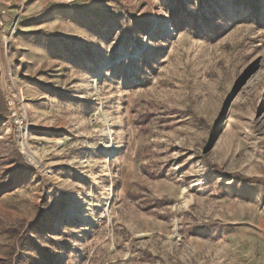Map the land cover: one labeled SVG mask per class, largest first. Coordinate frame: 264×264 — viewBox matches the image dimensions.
Returning a JSON list of instances; mask_svg holds the SVG:
<instances>
[{"label":"rangeland","instance_id":"374dc122","mask_svg":"<svg viewBox=\"0 0 264 264\" xmlns=\"http://www.w3.org/2000/svg\"><path fill=\"white\" fill-rule=\"evenodd\" d=\"M233 174L264 178V0H0V264H264Z\"/></svg>","mask_w":264,"mask_h":264},{"label":"trees","instance_id":"16d2710c","mask_svg":"<svg viewBox=\"0 0 264 264\" xmlns=\"http://www.w3.org/2000/svg\"><path fill=\"white\" fill-rule=\"evenodd\" d=\"M233 176H238V177H240L241 179H244V180H248V181H251V182H253V181H256V182H259V181H263L264 180V178H254V177H251V178H245V177H243V176H241L240 174H233Z\"/></svg>","mask_w":264,"mask_h":264},{"label":"bare ground","instance_id":"6f19581e","mask_svg":"<svg viewBox=\"0 0 264 264\" xmlns=\"http://www.w3.org/2000/svg\"><path fill=\"white\" fill-rule=\"evenodd\" d=\"M168 30H169V29H168ZM169 31H170V30H169ZM112 152H113V153H111V154H114L115 150L113 149ZM186 202H189V200H186Z\"/></svg>","mask_w":264,"mask_h":264}]
</instances>
